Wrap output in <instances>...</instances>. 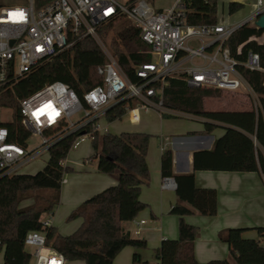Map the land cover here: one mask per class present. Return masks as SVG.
Masks as SVG:
<instances>
[{"label": "trees", "instance_id": "1", "mask_svg": "<svg viewBox=\"0 0 264 264\" xmlns=\"http://www.w3.org/2000/svg\"><path fill=\"white\" fill-rule=\"evenodd\" d=\"M49 1L34 0V3L40 7ZM26 2L23 0V3ZM241 6L236 0L230 1L227 4L228 12L235 13ZM187 8V22L191 24L218 22L217 0H187ZM114 22L110 20L101 24L97 35L104 40ZM263 32L264 29L257 25L243 23L224 43L231 53H235L239 47L242 58H246L250 51H258L261 56V70L251 71L238 67L257 94L260 106L257 110L204 109L205 97L219 96L222 90L187 86L177 77L168 78L162 87V103L165 108L228 125L210 149L192 152V171L189 173H173L172 151L168 148L162 150L160 172L162 176L173 179L177 197L185 203L176 202L170 210L171 214L178 216V235L175 239L161 240L153 252L155 262L142 259L140 253L135 251L132 264H264V246L261 243L264 226L228 227L218 234V238L227 243L233 263L227 258L199 262L193 253L198 227L184 221V216L194 211L204 216L214 215L217 211L216 189L197 187L193 170L264 173V155L261 151V147L264 148V42L259 44L257 40H249ZM259 40L262 41L261 38ZM109 44L125 76L132 82H140L142 77L136 76L135 67L152 59L149 47L138 39V27L128 22L111 37ZM104 63L105 54L100 44L88 35L76 39L67 49L33 67L12 85L0 87V106L13 109V121L7 124L9 140L25 144L28 137V132L18 119L19 99L46 83L61 81L83 101V93L102 82L97 68ZM153 86L157 87L158 83ZM133 104L131 99L116 102L106 110L105 119H120L126 112L125 106ZM162 116L170 115L162 113ZM216 126L205 121L204 132ZM90 128L87 125V130ZM76 134L70 133L57 139L48 149L45 164L36 172L0 176V251L3 252V264H30L31 255L23 243L25 234L30 230L43 232L46 244L62 253L66 261L81 260L84 264H113L115 255L126 246L138 250L147 246L145 239L132 237L121 224L135 218L147 206L139 199L141 185L150 178L145 155L151 135L144 131H107L102 134L94 131L91 139L94 152L90 158H96L97 170L115 177L116 183L98 191L72 209L67 220L80 218L81 222L71 233L61 234L55 226H42V214L51 211L58 203L61 178L71 170L62 161L67 157ZM46 190L50 192L41 205L19 207L20 202L32 192ZM247 230H254L257 238L243 236Z\"/></svg>", "mask_w": 264, "mask_h": 264}, {"label": "built area", "instance_id": "2", "mask_svg": "<svg viewBox=\"0 0 264 264\" xmlns=\"http://www.w3.org/2000/svg\"><path fill=\"white\" fill-rule=\"evenodd\" d=\"M252 7V14L236 24L219 21L194 25L187 22V0H50L40 7L34 0L11 6L0 3V87L17 82L33 67L70 47L76 39L91 35L97 40L98 27L120 17L138 27L140 43L148 46L153 56L150 62L135 67L136 76L142 77L135 83L125 76L108 50L102 49L105 63L97 68L102 82L83 93L84 102L61 81L46 83L19 99L18 119L28 137L25 144L10 141L7 126L10 122L0 121V176L23 172L26 164L47 153L57 139L67 134L77 133L71 148L84 139L91 140L94 131L102 134L99 119L105 118L106 108L116 102L134 101L133 105L125 106L133 123L139 121L141 109L165 113L161 91L171 77L181 78L187 86L243 89L255 99L257 110L260 107L257 94L238 67L261 70V56L258 51H250L242 58L239 50L231 53L224 44L236 28L264 12V0H253ZM190 40L201 44L191 47ZM155 83L157 87L153 86ZM77 112L82 115L71 121ZM87 125L91 126L90 130ZM34 137H40V142L30 148L29 140ZM64 181L62 176L61 183ZM160 186L168 189L175 183L171 177L164 176ZM41 223L43 227L51 226V218L41 217ZM23 243L31 249L32 264L67 263L62 253L46 244L45 234L39 230L28 231Z\"/></svg>", "mask_w": 264, "mask_h": 264}, {"label": "crops", "instance_id": "3", "mask_svg": "<svg viewBox=\"0 0 264 264\" xmlns=\"http://www.w3.org/2000/svg\"><path fill=\"white\" fill-rule=\"evenodd\" d=\"M236 1L243 4V0ZM237 11L232 13L230 17H227L226 20L217 15L218 22L221 21L226 24H236L237 22H241L252 14L253 7L248 15H242ZM248 24L256 25L254 24V20ZM259 38H261L262 41L259 40ZM252 39L257 40L259 44H262L264 42V32L260 36H252L249 38V40ZM237 50L240 52L239 47ZM223 91H228V93L234 92L232 90ZM206 99L205 103L203 101V107L204 109L211 111L253 110L255 101V99L250 100L249 96L245 98L244 96H239L236 100L228 99L225 106L212 107L207 106ZM166 109L167 110L164 114L170 116H186L190 121L187 124L178 125V129H175L177 126L171 127L168 125L167 132L160 129L157 134L159 143L156 146H151V143L148 144L145 158L150 178L147 183L141 185V192L139 195L140 201L145 202L147 206L132 220L121 223L123 229L129 231L131 236L134 234L138 236L137 238L145 239L147 241V246L140 250L135 249L132 246H126L115 255L113 264H132V254L135 251L140 253L142 259L155 262L153 252L159 246L161 240L165 238L175 239L178 235V216L176 214H171L170 210L176 202L182 204L185 203L179 201L174 190L175 186L168 189H163L160 186L162 178L164 177L160 172V155L162 150L168 148L172 151L173 173H189L192 171V152L195 150L210 149L213 146L215 139L222 135L224 127L228 125L223 122L212 121L191 113L188 114L175 109ZM142 111L156 112L159 116L160 124L164 126L162 113L157 110L141 109L139 121L136 123L129 120L128 112L125 113L128 115L130 123L138 125L141 121ZM205 121L212 122L217 126L209 132H204ZM108 122L110 121L105 118L99 119V124L103 129L101 130V133H103L104 129L106 132L110 131L109 126H107ZM172 130L178 131L172 132ZM136 131H144L150 134L149 131L142 128ZM162 147L164 148L162 149ZM261 151L264 155V148L261 147ZM89 160L90 159L87 157L84 161L75 162L76 165L69 164L67 157L63 160V165L70 167L71 170L67 172V175L66 173L63 174L65 181L61 183L59 201L53 209L49 211L51 225L55 226L57 231L61 234H69L74 231L79 226L81 219L75 218L70 223H67L69 220L66 218V223H64L63 219H56V213L58 211L62 212L61 216L63 215L67 217L72 209L82 201L109 185L116 183L115 177L99 172L97 167L89 169V167L85 165ZM22 173L27 172L23 171ZM193 173L194 182L197 187H211L217 191V211L214 215L204 216L197 211H194L191 214L184 216V221L186 223L198 227V234L194 240L193 247L195 258L199 262H207L209 259L227 258L233 263L228 252L227 243L221 241L220 238H218V234L228 227L254 228L257 226H264V173L261 171L235 172L227 170L214 171L208 169L193 170ZM142 220V224H139L138 222ZM136 231H138V233H136ZM243 236L257 238L254 230L243 232ZM261 243L264 246V236L261 238ZM68 263L84 264L81 260L67 261L66 264ZM0 264H3L2 251H0ZM30 264H32V259H30Z\"/></svg>", "mask_w": 264, "mask_h": 264}, {"label": "rangeland", "instance_id": "4", "mask_svg": "<svg viewBox=\"0 0 264 264\" xmlns=\"http://www.w3.org/2000/svg\"><path fill=\"white\" fill-rule=\"evenodd\" d=\"M232 0H217V15L220 18L227 19V17H230V14L227 10V3ZM252 2L253 0H243V4L240 7V9L237 11L238 13L242 15H248L251 10H252ZM1 3L6 5V6H11V5H19V4H25L23 3V0H1ZM27 3V2H26ZM232 17V16H231ZM128 23V20L126 18L120 17V19L115 20L113 24V28H111L105 39L103 40L101 37L98 35V39L96 40L98 44H100L101 48L105 51L108 50V53L115 58L113 51L110 46V39L112 36H115L116 33L121 29L122 26L126 25ZM189 45L191 47H198L201 42L196 41V40H190L188 41ZM153 56H151V59ZM239 96H244L247 97L249 96L250 100H253L252 95L247 93L243 89H237L234 92L228 93V91H221V94L219 96H212V97H206L205 99L207 100V106H212V107H221L225 106V104L228 102V99H237ZM204 99V103H205ZM82 115L81 112H77L71 116V121H75ZM164 120L162 126L160 124V119L159 116L156 112L154 111H142L141 113V121L139 122L138 125H133L130 123L128 120V115L126 113L123 114V116L120 119H115L110 122H108L109 130L112 133H120L125 130L127 131H136L142 129H146L147 131L150 132L151 136L149 138V143L152 145H157L159 143L158 141V132L161 129L162 131L167 132L166 130L168 129V125L172 126H177L175 129H178L181 124H187L190 120L186 116H165L162 118ZM13 120V109L10 107H4L0 106V121L3 122H11ZM102 122V121H100ZM106 122V121H105ZM107 123V122H106ZM179 125V126H178ZM173 131H178V130H172ZM40 142V137H34L29 140V146L30 148L35 146L37 143ZM94 152V149L92 147V143L90 139H84L78 146L75 148H71L69 150V153L67 155V159L69 164H75V162H81L84 161L88 157L89 162L86 163L85 165L89 167V169L96 167L97 164V159L93 158L91 154ZM47 153H43L40 156H38L36 159L32 160L28 164H26L23 168L22 171L27 172V173H34L37 170L41 169L43 165L45 164L47 160ZM76 165V164H75ZM77 167V166H76ZM67 175V172H65ZM48 192L49 190L46 191H37V192H32L30 196L27 198L23 199L19 207H25L29 205H41L43 201L48 197ZM61 211H58L56 213V219H63L64 223H66V218L65 216H61ZM50 213L49 212H44L42 214V218H47L49 217ZM73 219L69 220L67 223H70ZM133 237H138L134 234H132ZM25 250L28 252L31 251L30 248L26 247ZM72 264V263H68Z\"/></svg>", "mask_w": 264, "mask_h": 264}, {"label": "water", "instance_id": "5", "mask_svg": "<svg viewBox=\"0 0 264 264\" xmlns=\"http://www.w3.org/2000/svg\"><path fill=\"white\" fill-rule=\"evenodd\" d=\"M254 24H256L258 27L264 29V12L257 16V18L254 20ZM109 107H107L106 109H108Z\"/></svg>", "mask_w": 264, "mask_h": 264}]
</instances>
